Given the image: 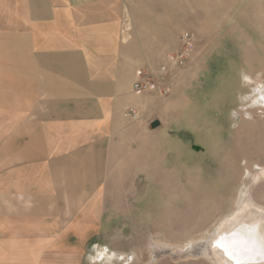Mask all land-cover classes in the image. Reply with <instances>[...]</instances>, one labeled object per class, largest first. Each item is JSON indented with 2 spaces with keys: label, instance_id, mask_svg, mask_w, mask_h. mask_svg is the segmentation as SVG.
Listing matches in <instances>:
<instances>
[{
  "label": "crops",
  "instance_id": "0c3cea01",
  "mask_svg": "<svg viewBox=\"0 0 264 264\" xmlns=\"http://www.w3.org/2000/svg\"><path fill=\"white\" fill-rule=\"evenodd\" d=\"M124 2L0 0V264H84L89 242L131 263L97 238L180 147L181 98L134 93L149 58Z\"/></svg>",
  "mask_w": 264,
  "mask_h": 264
},
{
  "label": "rangeland",
  "instance_id": "374dc122",
  "mask_svg": "<svg viewBox=\"0 0 264 264\" xmlns=\"http://www.w3.org/2000/svg\"><path fill=\"white\" fill-rule=\"evenodd\" d=\"M124 5L126 36L144 44L153 70L182 51L185 36L192 38L193 49L164 77L171 88L164 99L181 98L180 123L170 126L180 147L165 150L157 181L149 178L130 203L116 206V235L97 241L100 248L128 256L130 264H211L162 249L153 262L150 243L184 247L193 239L200 248L218 220L234 211L242 187L250 183L247 173L264 167V109L240 100L255 85L244 75L259 76L264 84V0H125ZM251 193L264 206V181ZM89 246L84 264H96L91 260L96 247Z\"/></svg>",
  "mask_w": 264,
  "mask_h": 264
},
{
  "label": "bare ground",
  "instance_id": "6f19581e",
  "mask_svg": "<svg viewBox=\"0 0 264 264\" xmlns=\"http://www.w3.org/2000/svg\"><path fill=\"white\" fill-rule=\"evenodd\" d=\"M244 80L248 84H255V85H254V87L251 88L250 94H248V95H242L241 94L240 100L242 102H250L251 103L250 107H260V108L264 109V84L259 80V76L257 77V79H252L249 75H244ZM248 116L249 115H247V117ZM246 176H247V179L250 181V183L248 185H244L242 187V189L239 193L238 199L235 200L236 202H235L234 211L229 216H226L225 218H221L220 220H218V222L213 226V228L209 232H207V234H208L207 237L206 238L203 237V239H202L203 241L201 240L202 246L200 248H195V246L197 245V242L199 243V240H197V242H196L193 239L189 243H187L185 247H179V249L182 251L183 250L187 251L188 249L194 250V248H195V252L190 251V253H187V252L184 253V251L183 252L180 251L178 253V255L180 254L181 257L183 255L184 258L185 257H191V258L203 257V259L206 258L209 262H211V264H230V262L226 261V259L224 258L222 253L219 252V250L210 249V247H209V235L215 231H223L224 229L231 227L233 225L234 221H239L240 219H242L246 216H256L259 211H264V206L258 204L254 200L252 193H251L253 186H255L257 183H259L261 181H264V167L263 166L262 167L257 166L255 168L254 173L248 172ZM230 217H231V219H230ZM158 247L161 248V243L157 242V240L153 241L151 243V254L153 256V257L152 256L151 257L154 260H156L160 256V255L156 254V248H158ZM173 251H175V250H173ZM167 253L169 255H172L171 252H167ZM99 256L97 257L98 259H99ZM118 259H120V258H118ZM122 260H124V259H122ZM109 262L111 264V261H109Z\"/></svg>",
  "mask_w": 264,
  "mask_h": 264
},
{
  "label": "snow or ice",
  "instance_id": "6c2138e0",
  "mask_svg": "<svg viewBox=\"0 0 264 264\" xmlns=\"http://www.w3.org/2000/svg\"><path fill=\"white\" fill-rule=\"evenodd\" d=\"M209 247L219 250L230 264H264V211L211 233Z\"/></svg>",
  "mask_w": 264,
  "mask_h": 264
},
{
  "label": "built area",
  "instance_id": "2783aa9c",
  "mask_svg": "<svg viewBox=\"0 0 264 264\" xmlns=\"http://www.w3.org/2000/svg\"><path fill=\"white\" fill-rule=\"evenodd\" d=\"M182 42V51L170 55L166 64L159 65L156 70L149 66L139 69L133 84L134 93L138 95L158 94L162 98L171 94V88L166 85L164 77L174 69L181 67L190 58L193 49L191 37L185 36Z\"/></svg>",
  "mask_w": 264,
  "mask_h": 264
}]
</instances>
